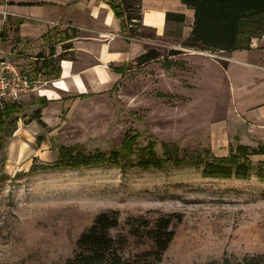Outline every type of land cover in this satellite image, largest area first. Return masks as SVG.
Segmentation results:
<instances>
[{
	"label": "rangeland",
	"instance_id": "1",
	"mask_svg": "<svg viewBox=\"0 0 264 264\" xmlns=\"http://www.w3.org/2000/svg\"><path fill=\"white\" fill-rule=\"evenodd\" d=\"M134 27L144 52L153 48L159 59L145 65L134 59L110 90L64 97L61 106L50 101L38 117L40 96L25 95L16 118L0 121V264H66L81 233L99 213L112 210L122 224L113 234L126 233L129 218L172 216L175 236L158 264H244V258L264 254L263 166L224 177L206 175L200 163L204 156H228L231 146L242 144L237 125L243 127L239 133L250 134L247 141L257 138L252 147L264 146V135L246 130L234 112L227 67L211 59L227 61L220 52L214 59L185 46L186 20L165 36L154 27ZM67 33L59 27L52 42L41 40L38 45L52 46L35 50L39 59L30 63L46 72L56 66L55 45ZM7 41L3 50L21 43ZM185 49L195 52L191 59ZM41 93L59 97L51 88ZM132 136L136 151L154 141L165 167L144 168L138 154L99 164H57L63 147L110 156ZM249 158L259 164L264 154ZM146 247L130 237L124 255Z\"/></svg>",
	"mask_w": 264,
	"mask_h": 264
},
{
	"label": "crops",
	"instance_id": "2",
	"mask_svg": "<svg viewBox=\"0 0 264 264\" xmlns=\"http://www.w3.org/2000/svg\"><path fill=\"white\" fill-rule=\"evenodd\" d=\"M141 6L143 23L156 28L159 36H165L167 29L178 23L166 21L168 11L185 13L186 22L189 23L185 39L191 34L194 10L182 0H141ZM56 27L74 28L79 32V36L70 39L73 47L69 49L68 55L71 57L60 59L56 64L61 68L60 74H50L51 68L47 72L44 69L48 83L42 87L43 91L51 88L59 93V97L52 98L41 91L37 95L53 101L51 103L56 106L63 104L64 97L80 99L110 90L123 72L131 70L121 68L145 51L142 41L123 30L121 19L105 0H0L2 40L7 38V46L14 38L21 41L18 48L11 47L4 52L19 63L33 67V70L34 64L30 62L39 59L33 52L49 47L38 43ZM259 36L252 37L249 48L220 53L227 61L231 103L239 122L243 123L246 130L253 129L254 133L264 135V39ZM55 48V56L64 51L63 43H58ZM21 50L26 51L25 54H21ZM192 53L195 52L185 49L187 59L193 57ZM211 61L222 66L219 61ZM240 128L243 127L237 125L233 128L236 129L235 136L241 137L242 144L252 146L257 138L247 141L250 134L246 131L239 133Z\"/></svg>",
	"mask_w": 264,
	"mask_h": 264
},
{
	"label": "trees",
	"instance_id": "3",
	"mask_svg": "<svg viewBox=\"0 0 264 264\" xmlns=\"http://www.w3.org/2000/svg\"><path fill=\"white\" fill-rule=\"evenodd\" d=\"M113 9L115 15L121 19L123 30L129 36L136 37L134 33L135 25L149 28L142 25L141 0H105ZM188 7L194 10V23L191 34L184 42L187 47H196L214 52H231L240 48H249L252 37L264 33V0H182ZM166 21L184 23L185 13L168 11ZM59 27L52 29L43 36V40L53 41L55 31ZM154 29V28H152ZM67 35L59 40L63 43L64 51L59 54L60 59H64L72 46L70 39L79 36V32L72 28H67ZM3 37L4 34L0 33ZM51 45V44H47ZM52 46V45H51ZM55 49V48H54ZM51 49V54L55 50ZM175 50L172 54L180 53ZM160 52L151 48L140 54L136 61L139 65H145L151 61L159 59ZM227 67V63H222ZM45 66H48V64ZM125 66L121 69H127ZM61 68L57 65L50 69V74L59 75ZM120 72V71H119ZM50 101L46 97H39L38 103L41 108L34 113L35 117L40 116L41 110L48 106ZM22 108V104H11L0 110V121L6 118L15 119L17 113ZM137 138H128L121 147L111 152L107 156L102 151L95 154L84 153L79 148L63 147L60 153V160L57 164L67 159L66 164H99L113 159L127 158L133 154L140 156V165L144 168L158 167L164 168L167 163L166 158L158 155L155 149V142L150 141L147 145L138 148L133 146ZM165 153L170 152L167 144H163ZM227 156L201 157L200 163L204 166L206 175H218L231 177L232 175H246L256 170L260 165L264 168V161L255 164L250 155L264 154L263 147H252L250 145L238 144L235 148L230 147ZM173 218L171 215L161 216L156 220H149L144 217L129 218L126 222L128 230L126 233L113 234V230L122 227L117 211H103L99 213L93 224L81 233L74 253L67 258L66 264H158L168 249L175 236L172 228ZM130 237L134 238L140 245L150 246L138 251L133 256H125ZM244 264H264V254L251 256L243 259Z\"/></svg>",
	"mask_w": 264,
	"mask_h": 264
},
{
	"label": "built area",
	"instance_id": "4",
	"mask_svg": "<svg viewBox=\"0 0 264 264\" xmlns=\"http://www.w3.org/2000/svg\"><path fill=\"white\" fill-rule=\"evenodd\" d=\"M258 38L264 39V33ZM2 37L0 36V45ZM214 59L218 53L211 50L203 52ZM46 74L42 69L24 68L15 59L5 56L4 50L0 47V110L8 105L19 104L25 95L37 94L41 88L48 83Z\"/></svg>",
	"mask_w": 264,
	"mask_h": 264
},
{
	"label": "bare ground",
	"instance_id": "5",
	"mask_svg": "<svg viewBox=\"0 0 264 264\" xmlns=\"http://www.w3.org/2000/svg\"><path fill=\"white\" fill-rule=\"evenodd\" d=\"M42 90V89H41Z\"/></svg>",
	"mask_w": 264,
	"mask_h": 264
}]
</instances>
